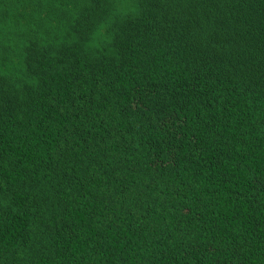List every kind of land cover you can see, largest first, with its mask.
Returning a JSON list of instances; mask_svg holds the SVG:
<instances>
[{
    "label": "trees",
    "instance_id": "1",
    "mask_svg": "<svg viewBox=\"0 0 264 264\" xmlns=\"http://www.w3.org/2000/svg\"><path fill=\"white\" fill-rule=\"evenodd\" d=\"M0 264H264V0H0Z\"/></svg>",
    "mask_w": 264,
    "mask_h": 264
}]
</instances>
